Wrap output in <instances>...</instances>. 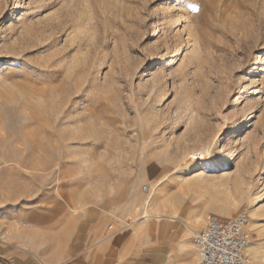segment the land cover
<instances>
[{"label": "rangeland", "instance_id": "rangeland-1", "mask_svg": "<svg viewBox=\"0 0 264 264\" xmlns=\"http://www.w3.org/2000/svg\"><path fill=\"white\" fill-rule=\"evenodd\" d=\"M244 209L264 264V0H0V264L152 257Z\"/></svg>", "mask_w": 264, "mask_h": 264}, {"label": "built area", "instance_id": "built-area-1", "mask_svg": "<svg viewBox=\"0 0 264 264\" xmlns=\"http://www.w3.org/2000/svg\"><path fill=\"white\" fill-rule=\"evenodd\" d=\"M249 224L248 209L228 219L209 215L206 224L195 234L198 264H253L246 252L251 242Z\"/></svg>", "mask_w": 264, "mask_h": 264}, {"label": "crops", "instance_id": "crops-1", "mask_svg": "<svg viewBox=\"0 0 264 264\" xmlns=\"http://www.w3.org/2000/svg\"><path fill=\"white\" fill-rule=\"evenodd\" d=\"M143 253L144 251L140 250L132 252L125 262H117V264H198L199 258L197 247L193 243L189 244L184 238L178 241H163L162 249L152 257ZM95 262V257L92 255H85L80 260L81 264H96Z\"/></svg>", "mask_w": 264, "mask_h": 264}, {"label": "bare ground", "instance_id": "bare-ground-1", "mask_svg": "<svg viewBox=\"0 0 264 264\" xmlns=\"http://www.w3.org/2000/svg\"><path fill=\"white\" fill-rule=\"evenodd\" d=\"M213 165H214V161L209 156L206 155V156L203 157V159L201 161L195 163L194 167L195 168H199V169H205V168H208V167L213 166ZM226 168H227V165H223V167H221V170H224ZM257 203H258V201L252 202L251 203V206H254ZM147 216H150V215H147ZM250 216H253V213L252 214L250 213ZM251 220H253V219L250 217V226H251ZM184 240L187 241V242H190L188 236L184 237ZM188 247H190V246H188ZM249 250H251V247L250 246L247 248V251L246 252L248 253Z\"/></svg>", "mask_w": 264, "mask_h": 264}]
</instances>
